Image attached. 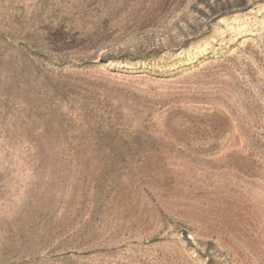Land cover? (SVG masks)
I'll list each match as a JSON object with an SVG mask.
<instances>
[{
  "label": "rangeland",
  "instance_id": "obj_1",
  "mask_svg": "<svg viewBox=\"0 0 264 264\" xmlns=\"http://www.w3.org/2000/svg\"><path fill=\"white\" fill-rule=\"evenodd\" d=\"M209 258L264 264V0H0V264Z\"/></svg>",
  "mask_w": 264,
  "mask_h": 264
},
{
  "label": "trees",
  "instance_id": "obj_2",
  "mask_svg": "<svg viewBox=\"0 0 264 264\" xmlns=\"http://www.w3.org/2000/svg\"><path fill=\"white\" fill-rule=\"evenodd\" d=\"M103 59H108L109 60L110 58L109 57H106V58L104 57ZM209 264H213V259L212 258H209Z\"/></svg>",
  "mask_w": 264,
  "mask_h": 264
}]
</instances>
